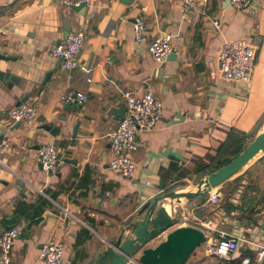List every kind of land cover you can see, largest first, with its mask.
<instances>
[{
	"label": "crops",
	"instance_id": "0c3cea01",
	"mask_svg": "<svg viewBox=\"0 0 264 264\" xmlns=\"http://www.w3.org/2000/svg\"><path fill=\"white\" fill-rule=\"evenodd\" d=\"M9 1L0 0V6ZM182 4L91 0L83 16L62 0H21L0 17V57L11 58L6 71L19 83L0 81V136L9 131L0 145V234L12 227L22 230L12 250L14 264H39V252L51 240H61L65 258L73 264H99L109 243L137 220L145 204L172 192L192 193L196 178L216 172L218 161L227 160L217 155L228 135L264 131V0H253L242 12L226 0H194L187 14ZM139 17L148 26L141 42L133 30ZM214 19L220 22L219 31ZM67 24L71 32L85 34L80 60L91 68L90 75L67 71L51 56L50 50L66 41ZM163 35L172 37L174 52L158 66L149 46ZM227 40L257 48L249 85L221 79L218 54ZM125 91H153L164 106L157 128L139 134V148L131 154L136 165L132 179L109 166L110 135L122 120L112 110L125 103ZM71 92L85 94L86 104L66 105L64 96ZM25 95L30 96L24 103L38 110L39 122L62 128L60 135L41 130L38 122L11 131L7 113ZM44 144L56 145L65 160L55 174L38 162ZM214 192L216 203L209 194L176 202L178 217L191 221L181 225L195 227L211 240L235 237L238 247L229 263L207 257L202 248L193 264L254 259L264 248V214L258 211L264 204V156ZM150 243L146 247L153 248Z\"/></svg>",
	"mask_w": 264,
	"mask_h": 264
},
{
	"label": "built area",
	"instance_id": "2783aa9c",
	"mask_svg": "<svg viewBox=\"0 0 264 264\" xmlns=\"http://www.w3.org/2000/svg\"><path fill=\"white\" fill-rule=\"evenodd\" d=\"M91 0H62L68 8L80 5H88ZM194 0H183L182 13L192 6ZM207 2V0H205ZM253 3V0H230V5L238 12L245 11ZM215 30H220V22L213 20ZM147 23L144 18L136 19L133 30L137 42L143 41L147 35ZM69 37L59 46H54L51 56L61 60L63 69L67 71L78 70L91 74V68L80 60L81 51L85 45V34L82 32H70ZM149 51L158 66L168 62L174 52L172 37L163 35L155 38ZM257 48L242 40H227L220 47L218 54V67L223 81L237 82L241 85H249L252 74L255 70ZM123 99L127 107L126 117L119 122L117 130L110 135L111 157L109 160L110 169L125 179H132L136 173V165L131 159V154L139 148L138 137L142 132H153L159 125L164 115V106L153 91L140 94L136 91L123 92ZM87 96L83 93H67L64 96V103L69 106H82L87 102ZM7 117L12 125L17 123L39 122L40 114L37 109L24 103L13 106L9 109ZM38 162L43 169L50 174L57 173L65 164L64 158L60 157L59 149L54 144H44L38 150ZM109 195V193H106ZM210 202L216 203L219 195L210 191ZM259 213L264 214V204L258 207ZM69 215L67 210L64 211ZM176 216L179 212L175 209ZM18 227L9 228L0 234V264H14L12 250L14 242L21 235ZM238 247V240L235 237L222 235L218 240H211L206 236V242L202 245L203 252L207 257H218L227 263L231 262L232 254ZM65 247L61 240H51L40 250L39 264H73L72 260L65 258ZM264 261V248H260L254 259H243L239 264H262Z\"/></svg>",
	"mask_w": 264,
	"mask_h": 264
},
{
	"label": "water",
	"instance_id": "95a60500",
	"mask_svg": "<svg viewBox=\"0 0 264 264\" xmlns=\"http://www.w3.org/2000/svg\"><path fill=\"white\" fill-rule=\"evenodd\" d=\"M21 0H10L8 3L0 6V17L12 10L14 6ZM230 0H226V5ZM72 10L80 15H85L87 5L73 7ZM71 27L67 24L65 27V40L68 39ZM11 58L0 57L4 61L0 65V81L6 80L11 84L19 85L18 80L12 73L6 71ZM162 69V68H161ZM51 75L47 77L45 85ZM43 87V86H42ZM42 90V89H41ZM30 95H25L18 105L28 100ZM115 116L124 119L127 113L125 103L120 104L116 109L112 110ZM65 120V119H63ZM79 122L75 125L73 139L76 138L79 130ZM20 123L15 124L11 131L19 129ZM41 130H46L54 137L61 134L62 128L50 125H42ZM9 131L6 130L0 136V145L7 139ZM264 151V131L257 135L238 156L228 164L211 173L200 183L197 191L192 193L172 192L163 196H158L155 201L145 204L137 212V220L132 221L126 228L120 232L119 238L115 242L109 243L108 248L103 252L99 264H187L189 259L194 255L195 251L206 242V235L195 227H175L177 216L175 213V203H179L182 199L191 201L193 198H207L210 191L218 186H222L229 181L231 176L239 173L246 167L260 152ZM66 162L76 164L74 160L66 159ZM171 202V212L166 210L165 202ZM58 216L59 211L53 212ZM126 233H130L132 238H128ZM166 235L164 240L157 244L156 247H146L156 238ZM264 264V261L263 263Z\"/></svg>",
	"mask_w": 264,
	"mask_h": 264
},
{
	"label": "trees",
	"instance_id": "16d2710c",
	"mask_svg": "<svg viewBox=\"0 0 264 264\" xmlns=\"http://www.w3.org/2000/svg\"><path fill=\"white\" fill-rule=\"evenodd\" d=\"M247 137L246 135H236V134H230L227 137V142L224 144L222 149L220 150L219 154L217 155V159L221 160L223 158L227 157V160L224 162L218 161L216 165V170H219L220 168L224 166H228V164L238 156L246 147L247 143ZM204 169H198L197 172H203Z\"/></svg>",
	"mask_w": 264,
	"mask_h": 264
},
{
	"label": "rangeland",
	"instance_id": "374dc122",
	"mask_svg": "<svg viewBox=\"0 0 264 264\" xmlns=\"http://www.w3.org/2000/svg\"><path fill=\"white\" fill-rule=\"evenodd\" d=\"M255 137H256V133H251V134H249L248 137H247V139H246V140H247L246 146H248L251 142H253L254 139H255ZM210 174H211V173H210ZM207 176H209V175H207ZM207 176H205V177H207ZM205 177H198V178H196V180H195L196 187L200 185V183L205 179ZM201 179H202V181L200 182ZM183 186H185V185H183ZM173 188H176L175 185L172 187V189H173ZM195 191H197V189H196ZM181 193H185V192H181ZM183 223H191V221H190V220H189V221H188V220H187V221L181 220L180 217L177 216V220H176V223H175V227H181V226L187 227L186 225H181V224H183ZM159 240H161V239L156 238V240L153 241V242H151L150 245H151L152 247L156 246L157 243L159 242ZM201 251H202V246L199 247V248L195 251L194 255L189 259V261H188L187 264H193L194 261L197 260V256H198L200 253H202ZM198 253H199V254H198Z\"/></svg>",
	"mask_w": 264,
	"mask_h": 264
},
{
	"label": "bare ground",
	"instance_id": "6f19581e",
	"mask_svg": "<svg viewBox=\"0 0 264 264\" xmlns=\"http://www.w3.org/2000/svg\"><path fill=\"white\" fill-rule=\"evenodd\" d=\"M262 156H264V151H262V152H260L248 165H246V167L244 168V169H242L239 173H237V174H235V175H233V176H231V178L229 179V180H232V179H234V178H236L237 176H239L240 175V173L241 172H243L244 170H246V168L253 162V161H255V160H257V159H259L260 157H262ZM219 187H221V186H218V187H216V188H214L213 189V191H215L216 189H218ZM166 210H167V212L168 213H170L171 212V207L169 206H166Z\"/></svg>",
	"mask_w": 264,
	"mask_h": 264
}]
</instances>
